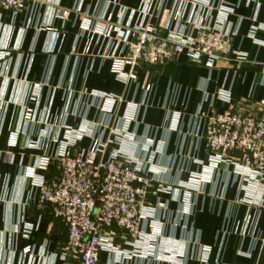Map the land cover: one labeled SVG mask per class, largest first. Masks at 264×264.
Masks as SVG:
<instances>
[{
    "label": "crops",
    "instance_id": "0c3cea01",
    "mask_svg": "<svg viewBox=\"0 0 264 264\" xmlns=\"http://www.w3.org/2000/svg\"><path fill=\"white\" fill-rule=\"evenodd\" d=\"M161 1L86 0L84 9L93 20L89 31H83L75 15L68 19L55 15L57 9H72L75 0L32 1L16 13L0 11V264H65L60 252L67 229L49 206L37 205L38 190L26 171L38 168L42 158H51L48 170L36 174L49 181L58 179L59 143L52 136L62 124L80 122L85 94H114L137 104L144 123L139 135L156 142L162 151L161 165L181 183L199 172L196 162L209 155L204 123L200 125L197 118L204 92L215 96L230 90L235 103L247 106L255 116L264 114V0H224L229 5L241 3L229 19V29L235 51L247 56L245 62L231 60L210 68L183 59L160 68L135 67L137 81L129 88L117 80L112 68L125 46L114 30L120 21L131 27L156 24ZM176 8L174 0H167L169 14L163 17L167 28H161L162 35L181 27ZM104 24L108 33L94 31ZM213 104L218 113L227 109L216 100ZM209 111L205 104L202 112ZM175 115H179L176 129ZM59 135L62 140L65 134L59 130ZM88 145L83 140L74 151ZM240 185L233 168H222L203 193L193 195L187 226L197 247L188 248L185 264H264V210L236 201ZM176 195L177 187L173 194L159 193L152 202L162 207L155 219L164 223L166 237L179 239L185 217ZM149 225L148 221L146 233ZM204 247L210 249L205 257ZM28 248L32 254L26 253ZM123 251L134 249L123 247ZM100 264L171 263L156 256L120 258L101 253Z\"/></svg>",
    "mask_w": 264,
    "mask_h": 264
},
{
    "label": "built area",
    "instance_id": "2783aa9c",
    "mask_svg": "<svg viewBox=\"0 0 264 264\" xmlns=\"http://www.w3.org/2000/svg\"><path fill=\"white\" fill-rule=\"evenodd\" d=\"M32 1L46 0H0V11L16 13ZM85 2L75 0L72 9H57L55 15L61 19L75 15L80 18L83 31H89L93 20L84 9ZM166 2L161 1L156 24L140 22L131 27L120 21L114 30L117 40L125 46V53L115 59L112 71L125 87L137 81L134 69L138 66L160 68L183 59L209 67L231 60L246 61L245 54L235 51L229 29V19L241 8V3L174 0L177 8L171 13L174 11L180 18L181 27L162 35L161 28H167L162 20L169 14ZM94 31L104 35L108 26L101 25ZM82 97L80 122L75 126L62 124L52 136L59 143L55 157L60 170L58 179L49 181L36 174L37 170H48L51 158H42L38 168L26 171L38 190L37 205L49 206L53 216L67 229V241L60 252L65 264H100L101 253L120 258L156 256L171 264H185L188 248L191 244L197 247L187 226L194 207L193 195L203 193L222 168L226 171L233 168L241 180L236 201L264 210V114L255 116L247 106L235 103L230 90H221L215 96L204 92L197 118L200 125L204 123L209 155L196 162L200 171L191 173L183 183L177 182L168 168L161 165L162 151L156 142L146 134L139 135L144 123L137 104L98 91ZM215 100L227 109L214 111ZM205 104L210 107L206 114L202 112ZM91 111L93 115L89 117ZM178 120L179 115H175V129ZM59 130L65 134L62 140ZM83 140L89 141L88 147L75 152ZM14 143L12 139L11 144ZM30 147L37 148V144ZM175 187L185 217L179 239L166 237L164 223L155 219L162 207L152 202L159 193L173 194ZM148 221L150 233L144 228ZM123 247L134 251L125 253ZM202 249L203 256H207L210 249ZM26 253L32 254V250L28 248Z\"/></svg>",
    "mask_w": 264,
    "mask_h": 264
},
{
    "label": "rangeland",
    "instance_id": "374dc122",
    "mask_svg": "<svg viewBox=\"0 0 264 264\" xmlns=\"http://www.w3.org/2000/svg\"><path fill=\"white\" fill-rule=\"evenodd\" d=\"M230 62V61H229ZM229 62H219V63H216L215 65H213V66H210V68H214V67H216V66H218L219 64H221V63H229ZM107 94V93H106ZM121 97H123L125 100H127L124 96H121ZM127 102H129V101H127Z\"/></svg>",
    "mask_w": 264,
    "mask_h": 264
}]
</instances>
